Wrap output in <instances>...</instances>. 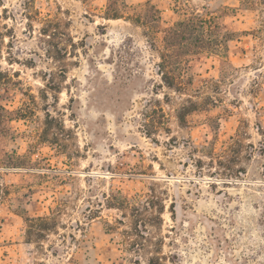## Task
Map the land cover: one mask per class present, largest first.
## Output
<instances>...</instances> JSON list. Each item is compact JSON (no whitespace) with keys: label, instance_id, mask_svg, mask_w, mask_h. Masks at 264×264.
Listing matches in <instances>:
<instances>
[{"label":"rangeland","instance_id":"rangeland-1","mask_svg":"<svg viewBox=\"0 0 264 264\" xmlns=\"http://www.w3.org/2000/svg\"><path fill=\"white\" fill-rule=\"evenodd\" d=\"M120 1L0 0V264H264V0Z\"/></svg>","mask_w":264,"mask_h":264},{"label":"trees","instance_id":"trees-1","mask_svg":"<svg viewBox=\"0 0 264 264\" xmlns=\"http://www.w3.org/2000/svg\"><path fill=\"white\" fill-rule=\"evenodd\" d=\"M116 0H109V11L111 13L112 18H118L121 16L119 15V11L124 8L130 9V7L125 4L124 1H120V5L115 4ZM109 16V15H108ZM109 17V18H110ZM215 18H205L200 13L197 12H190V13H183L182 17L174 22L172 26L161 28V31L165 33L163 38V54H162V68H169L171 61V57L173 56V49L178 48H188L190 50H209L212 52H219L222 58L224 59L223 62L228 60V51H229V41L233 39V34L228 30H224L222 26H219V29H223L222 36L220 38V44L217 42L215 43L219 48L213 47L214 38L212 37V31L210 28L212 27V23L214 22ZM164 72V71H163ZM163 78L167 82V84L173 87V82L169 81L168 77L165 73H163ZM0 110L4 112L6 116V124L9 125L11 121L14 119L11 115L14 113L9 109H6L3 106H0ZM181 120L184 121L185 114L180 116ZM153 202V201H151ZM148 203L146 208H149L152 203ZM158 218H161L158 215ZM49 217H38V218H27V226L34 227L36 224V220H40L41 222H48Z\"/></svg>","mask_w":264,"mask_h":264}]
</instances>
